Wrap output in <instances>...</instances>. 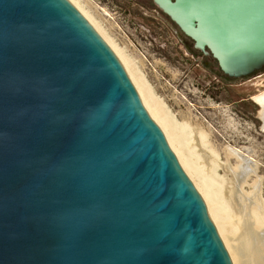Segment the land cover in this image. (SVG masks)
<instances>
[{
	"label": "water",
	"instance_id": "95a60500",
	"mask_svg": "<svg viewBox=\"0 0 264 264\" xmlns=\"http://www.w3.org/2000/svg\"><path fill=\"white\" fill-rule=\"evenodd\" d=\"M227 76L264 0H152ZM0 264H233L112 46L71 0H0Z\"/></svg>",
	"mask_w": 264,
	"mask_h": 264
},
{
	"label": "rangeland",
	"instance_id": "374dc122",
	"mask_svg": "<svg viewBox=\"0 0 264 264\" xmlns=\"http://www.w3.org/2000/svg\"><path fill=\"white\" fill-rule=\"evenodd\" d=\"M122 1L126 0H81V5L102 23L108 35L120 47L126 48V53L134 56L156 94L163 98L177 118H180L179 121L182 122V113L190 109L191 121L207 126L205 132L209 134L210 146H214L222 162L227 161L225 147L228 145L238 150L252 149L246 151V156L251 157L250 160L261 171H258L257 177L252 176L249 184L259 180L264 194V125L260 117L261 107L254 101V97L264 93V72L259 70L245 77L229 78L211 56H208V67L204 69L194 59H185L183 47L176 38L168 37L169 32L163 35L166 37L163 40L172 43L167 42V46L161 48L157 43L159 37L148 27L151 26L148 19L152 18L144 15L153 14L140 9L132 0L127 3L128 9L125 11L115 7L116 4L122 6ZM143 1L152 5L150 0ZM103 10L107 14H101ZM142 54L147 61L142 58ZM230 163L235 165L234 160ZM191 182L194 185L193 180ZM194 187L203 198L196 185ZM203 202L206 203L204 199ZM205 206L232 261L218 226L208 206Z\"/></svg>",
	"mask_w": 264,
	"mask_h": 264
},
{
	"label": "bare ground",
	"instance_id": "6f19581e",
	"mask_svg": "<svg viewBox=\"0 0 264 264\" xmlns=\"http://www.w3.org/2000/svg\"><path fill=\"white\" fill-rule=\"evenodd\" d=\"M71 1L112 46L131 74L153 119L164 131L172 150L205 200L233 264H264V194L259 180L249 184L252 176L257 177L261 171L251 157L246 156V151L252 149L238 150L228 145L225 147L227 161L222 162L214 146H210L209 134L205 132L207 126L196 119L195 123L191 121L190 109L180 115L182 122L179 121L163 98L156 94L134 56L108 35L102 23L81 5V0ZM101 14L107 13L103 10ZM254 101L261 107L264 125V93L254 97Z\"/></svg>",
	"mask_w": 264,
	"mask_h": 264
},
{
	"label": "flooded vegetation",
	"instance_id": "af4514ba",
	"mask_svg": "<svg viewBox=\"0 0 264 264\" xmlns=\"http://www.w3.org/2000/svg\"><path fill=\"white\" fill-rule=\"evenodd\" d=\"M129 1L130 0H126L125 2L122 1L123 2L122 6L124 7L117 5V4L115 5V7H118L119 9L125 11L128 9L126 6L128 5L127 3ZM132 1H133V4L138 6L140 9H146L147 11L153 14L151 15V14L144 13V15H148L149 17L152 18V20L148 19L151 23V26H148V27L156 34L155 36L157 38L159 37V39L157 40V43L161 48L167 46V42L172 43L170 40L167 42L163 40L166 38V37H163V35L169 32L172 36H170V34L169 35L167 34L168 37L176 38L177 42H179V44H181V46L183 47V50H184L183 54L185 56V59L191 61V58H192L197 62L196 63L197 65H200L204 69L208 67V56L210 55L203 54L202 52L194 49L193 41L188 36H186L177 27V25L153 3L152 0H150L152 5H149L148 3L146 4L143 0H132ZM191 41H192V44H190ZM161 42H163V45H160ZM141 56L144 60L147 61L146 56L144 54H142ZM149 65L152 67L150 62H149ZM260 71L264 72V67L261 68ZM229 78H232V77H229Z\"/></svg>",
	"mask_w": 264,
	"mask_h": 264
}]
</instances>
